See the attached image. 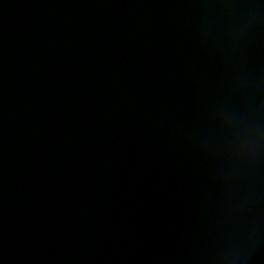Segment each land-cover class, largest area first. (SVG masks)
Segmentation results:
<instances>
[{"label": "water", "instance_id": "95a60500", "mask_svg": "<svg viewBox=\"0 0 264 264\" xmlns=\"http://www.w3.org/2000/svg\"><path fill=\"white\" fill-rule=\"evenodd\" d=\"M0 264H264V0H0Z\"/></svg>", "mask_w": 264, "mask_h": 264}]
</instances>
